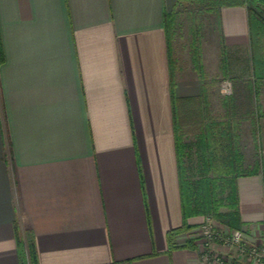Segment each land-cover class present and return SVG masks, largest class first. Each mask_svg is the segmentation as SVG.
Returning <instances> with one entry per match:
<instances>
[{"label":"crops","instance_id":"1","mask_svg":"<svg viewBox=\"0 0 264 264\" xmlns=\"http://www.w3.org/2000/svg\"><path fill=\"white\" fill-rule=\"evenodd\" d=\"M175 4L0 0V264H20L26 231L37 264H207L188 242L205 215L168 240L183 219L176 132L195 123L207 74L252 91L240 151L259 171L236 178L237 208L245 237L264 236V78L254 83L246 8H218L201 77L168 46Z\"/></svg>","mask_w":264,"mask_h":264},{"label":"trees","instance_id":"2","mask_svg":"<svg viewBox=\"0 0 264 264\" xmlns=\"http://www.w3.org/2000/svg\"><path fill=\"white\" fill-rule=\"evenodd\" d=\"M183 1L176 0L175 7ZM209 4L221 6L243 5L247 11L248 27L252 49V74L254 83L264 78V55L260 53L261 36L264 35V0H203ZM174 10L164 12V28L171 47V24ZM3 49L0 33V63L3 61ZM194 66L203 76L201 53L193 47ZM225 73V65L223 69ZM177 131V130H176ZM235 134L228 122L208 121L204 124L199 138L195 141V154L199 176L191 179L184 159L188 155V144L176 132V150L179 162L180 195L182 224L168 232L170 247H174L175 237L186 233L196 225L189 224L187 218L195 215L214 216L228 228H242L237 208L236 178L252 175L259 171L257 163L247 168L243 163V154L237 147ZM264 182V169H261ZM222 208H225L222 210ZM192 239H188L191 242ZM16 247L20 264H37L33 235L30 231L17 233Z\"/></svg>","mask_w":264,"mask_h":264},{"label":"rangeland","instance_id":"3","mask_svg":"<svg viewBox=\"0 0 264 264\" xmlns=\"http://www.w3.org/2000/svg\"><path fill=\"white\" fill-rule=\"evenodd\" d=\"M217 10V5L209 4L203 0H187L180 2L175 7L171 24V41L175 44L174 53L176 58L186 62L189 54H192L194 46H197L200 53L202 50L206 53L213 47L218 31ZM260 40V53L264 55V35L261 36ZM206 77L208 82L207 94L202 97L200 107L192 111L195 123H190L189 127L181 123L180 128L182 140H185L189 146L188 155L185 158L187 172L191 179L199 176L194 143L199 138L207 120L209 122H228L235 134V141L239 150L242 149V146L247 148L249 144L247 139L252 129L249 121L250 112L247 114L253 104L252 91L249 95H247L246 90L235 93L233 83L228 77L216 79L210 77L209 74ZM224 79H228L231 86H233L229 94H223L219 90V85ZM224 209L222 208V210ZM210 218L218 228H228L214 216L210 215Z\"/></svg>","mask_w":264,"mask_h":264},{"label":"built area","instance_id":"4","mask_svg":"<svg viewBox=\"0 0 264 264\" xmlns=\"http://www.w3.org/2000/svg\"><path fill=\"white\" fill-rule=\"evenodd\" d=\"M219 90L223 94L231 93V82L224 79ZM189 235L197 243L199 257L204 263L264 264V236L259 241L248 240L242 228H218L210 216H206ZM217 244L222 245L225 251L217 250Z\"/></svg>","mask_w":264,"mask_h":264}]
</instances>
